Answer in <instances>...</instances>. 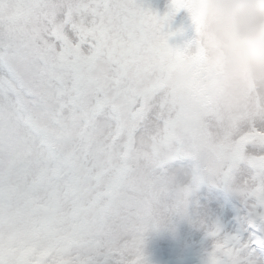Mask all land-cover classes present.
Segmentation results:
<instances>
[{"label":"snow or ice","instance_id":"6c2138e0","mask_svg":"<svg viewBox=\"0 0 264 264\" xmlns=\"http://www.w3.org/2000/svg\"><path fill=\"white\" fill-rule=\"evenodd\" d=\"M193 62L210 70L189 0H0V264H147L205 179L246 211L201 222L204 264H264V99L222 131L186 120L172 78Z\"/></svg>","mask_w":264,"mask_h":264},{"label":"clouds","instance_id":"9594fccd","mask_svg":"<svg viewBox=\"0 0 264 264\" xmlns=\"http://www.w3.org/2000/svg\"><path fill=\"white\" fill-rule=\"evenodd\" d=\"M210 57L178 65L176 107L189 121L208 119L224 130L253 99H264V0H189Z\"/></svg>","mask_w":264,"mask_h":264},{"label":"rangeland","instance_id":"374dc122","mask_svg":"<svg viewBox=\"0 0 264 264\" xmlns=\"http://www.w3.org/2000/svg\"><path fill=\"white\" fill-rule=\"evenodd\" d=\"M142 2L152 11L164 15L168 11L171 0H142ZM187 17L186 10H181L176 18L177 23L172 25V29L175 30L179 24L186 23ZM192 35L194 33L189 32L187 38H191ZM178 42L176 39L170 41L172 44ZM170 167L173 170L180 168L184 170L186 176H190L194 162L187 158L179 159L174 161ZM244 211L246 209L243 200L237 193L226 190L214 179H205L190 197L188 214L172 216L163 223V230L166 231L171 241L169 246L155 239V228L145 234L144 255L147 264H158L160 254L165 251L166 247L173 250L189 248L197 260L193 261V264H204L206 253L211 250L214 241L206 235L201 222L219 220L223 230L226 233H232L238 227L237 216ZM224 224H227L229 228H224Z\"/></svg>","mask_w":264,"mask_h":264},{"label":"bare ground","instance_id":"6f19581e","mask_svg":"<svg viewBox=\"0 0 264 264\" xmlns=\"http://www.w3.org/2000/svg\"><path fill=\"white\" fill-rule=\"evenodd\" d=\"M175 169H180V168H175ZM183 172H184V170H183ZM162 226H163V224H161L160 226L155 228V239L158 242L159 241L165 242L166 246H169L171 241L168 238V234L166 233V231L163 230ZM224 228L228 229L229 226L227 224H224ZM193 261H197V260L192 255V252L189 248L183 247L182 249H179V250H173V249L166 247L165 251H163L160 254L158 264H160V263L161 264H193Z\"/></svg>","mask_w":264,"mask_h":264}]
</instances>
